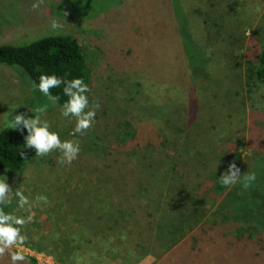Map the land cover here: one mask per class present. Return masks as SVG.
<instances>
[{"label": "rangeland", "instance_id": "1", "mask_svg": "<svg viewBox=\"0 0 264 264\" xmlns=\"http://www.w3.org/2000/svg\"><path fill=\"white\" fill-rule=\"evenodd\" d=\"M33 2L0 0V46L29 44L49 36L77 37L85 50L91 78L87 93L90 107L97 101L100 107L95 124L82 134L75 133V118L63 117L62 105L21 84L16 76L17 67L0 65V132L9 128L4 117L12 109L18 107L14 110L18 114L46 106L43 118L52 124L53 130L59 131L62 139H78L81 145V152L71 165L59 164L58 152L38 157L34 150L22 171L0 172L14 189L8 211L33 217L22 228L28 241L14 250L23 251L28 264H33L30 258L37 264H161L164 259L163 264L172 263L166 255L159 260L149 254L136 255L127 245L119 254L105 247L101 251L103 262L98 258L72 259L64 244L68 239L64 236V196H79L72 205L65 206L70 211L80 205L82 195L90 188L93 176L86 170L80 171L79 161L117 157L129 168L133 161L143 159L153 169L164 172L174 166L173 156L178 150L183 157H192L201 152L200 148L220 153L222 163L216 162L201 183L178 180L179 185L198 189L191 203L193 211H197L196 226L186 235L188 243L195 230L222 223L223 216L233 217L239 211V221H246L240 225L264 239L263 202L260 200L256 207L249 200L238 201L242 206L233 205L237 196L248 195L255 185L262 186L257 192L264 193V86L250 85L246 72L252 51L256 52L264 43V0H43L39 9L32 10ZM52 21L60 27L53 29ZM178 30L182 35L191 34L198 43L196 55L207 57H196V62L209 63L206 76L200 80H195L197 77L187 70L189 56L179 50ZM179 54L182 60L184 57L183 63L174 59ZM181 68L188 71L185 97L179 96L176 86L168 82L178 80L169 73L175 70L181 74ZM159 83L165 85L160 87ZM135 101L140 105H180V120L173 118L178 125H172V120L158 119L154 123L158 136L164 140V155L155 152L152 141L145 140L138 146L116 138L121 133L126 139V131L147 122L148 110L139 108L113 119V108ZM232 161L241 170V182L225 187L219 176ZM248 172L256 174V181L244 189ZM223 188L230 189V199ZM16 191H22L30 200L43 196L46 201L36 203L31 212L18 209ZM101 221L99 216L92 219L96 225H103ZM87 239L94 238L86 236L82 241V246L91 248L90 255L93 245ZM189 247L186 245L180 251ZM224 253L225 250L212 254L218 260L211 261L212 264H235L230 256L223 260ZM236 256L239 264L245 263L242 249ZM2 260L3 264H11L7 254ZM255 264H264V258H258Z\"/></svg>", "mask_w": 264, "mask_h": 264}, {"label": "trees", "instance_id": "2", "mask_svg": "<svg viewBox=\"0 0 264 264\" xmlns=\"http://www.w3.org/2000/svg\"><path fill=\"white\" fill-rule=\"evenodd\" d=\"M180 32L177 33L180 43L179 50L182 54L189 56L187 65L189 68L186 69L197 77L195 80H200L206 76L205 69L207 70L209 63L208 60L204 63L203 60L196 62V57L206 59L207 57L196 55L195 52L199 48L198 43L193 41L191 34L182 35ZM252 54L253 56H250L252 59L247 65V80L252 86H264V43L256 52L252 51ZM174 59H180L182 63L184 61V57L182 60L180 54L179 58L176 55ZM0 65L17 67L18 69H15L17 78L21 84L29 87L33 81L38 83L42 74H55L65 80L80 77L88 86L91 81L86 65L85 50L80 40L72 36H49L24 45H1ZM184 70L185 68L180 69L181 74L171 70L173 73L169 75L178 80H168L170 84L176 86L177 94L183 97L187 94L189 87L188 71L184 72ZM202 71H205V74ZM190 77H192L191 74ZM157 85L163 87L165 84ZM63 87L61 85L51 89L52 94L59 97L60 105L68 99L63 93ZM156 93H159L158 90ZM138 108L142 111L148 110L147 122L140 123L126 131V139L121 133H118L116 138L122 143L132 141L138 146L141 145L140 142L145 143V140L152 141L155 152L164 155L166 153L164 140L158 136L154 123H158V119L164 122L172 120V125H178L179 117L182 115L180 105H140L139 101H135L113 108L112 117L117 120ZM191 117L194 118L193 115ZM173 118H178V121ZM115 123L120 122L115 121ZM26 134V130L22 134L10 128H5L0 132V172H20L27 165L34 149L23 147ZM200 150L201 152L195 153L192 157H183L181 151L178 150L173 156L174 166L164 172L153 169L143 159L133 161L127 168L120 163L119 158L113 155L111 156L115 159L79 161L80 171H88L93 176V180L90 188L82 195L80 205L75 209L70 211L66 209V212L65 206L72 205L74 199L79 196L72 197L73 193H70L67 198L64 196V236H68L64 244L68 246L66 249H70L71 258L75 259L76 256L80 260L98 258L103 262L101 251L105 247L119 254L127 245L129 251L136 255L149 254L156 260L166 255V259L170 258L171 261L172 258L173 261L168 264H207L209 260L212 264L211 261L218 260L217 257L212 258L211 255L221 254L224 250L223 260L230 256V260L239 264L236 254L239 255L240 249L245 254L244 264H255L258 258L263 259L264 239L257 237L256 233L254 235L252 229H245L243 225H240L242 222L246 223V221H239L241 211L236 212L233 217L223 216L222 223L195 230L191 241L188 243L189 240H186L187 233L196 226L194 222L197 218V211L195 208L193 211L191 203L195 201L198 189L194 190L188 184L179 185L178 180L182 179L187 183H201L208 170L212 169L216 162L222 163L220 153L205 148H200ZM21 151L24 152L23 156L20 155ZM189 174H192L191 178ZM259 189H262V186L255 185V189L250 191L249 196H237L233 205L242 206L239 202L245 200H249L255 207L258 206L260 200L264 204V193L257 192ZM223 192L227 193V199H230V189L223 188ZM96 216L100 217L103 225L92 223V219ZM86 236L94 238V240L87 239L93 245L90 255L91 248L82 246V241ZM186 245L190 247L180 251ZM178 251L180 252L175 256ZM30 261L37 264L33 258H30ZM165 261L164 259L161 264L166 263Z\"/></svg>", "mask_w": 264, "mask_h": 264}, {"label": "clouds", "instance_id": "3", "mask_svg": "<svg viewBox=\"0 0 264 264\" xmlns=\"http://www.w3.org/2000/svg\"><path fill=\"white\" fill-rule=\"evenodd\" d=\"M43 0H34L31 7L32 10L40 8ZM51 27L57 29L60 25L56 21H52ZM63 85V93L68 99L62 105L61 115L65 118H75V133L82 134L91 128L96 122L97 109L100 104L97 101L94 106L90 107L87 93L89 87L84 80L76 77L71 80H65L55 74H42L39 82H32L33 91H39L48 100L53 103L58 102L59 97L52 94L51 89L58 88ZM12 109L4 122L10 129L20 131L22 134L26 130L24 136V148L34 149L35 156L44 157L52 152L60 153L58 163L61 165H71L81 152V145L78 139H62L59 131L53 130L52 124L43 118V114L47 111L46 106L14 114ZM33 113L34 115H29ZM23 156L24 152L21 151ZM219 163V161H218ZM217 163V165H218ZM216 165V170H217ZM241 170L235 161L228 164L227 170L220 176V182L225 187L234 186L241 182ZM256 181V174L248 172L244 176L243 188L248 189ZM13 188L8 183L6 175H0V264H3L2 258L7 254L11 264H28L23 251L14 250L17 246L23 247L28 241L27 234L22 232V228L33 219L32 215L19 216L13 212L6 211L12 205ZM18 209H25L31 212L36 203L44 200L46 197L37 196L35 200H30L22 191L15 192Z\"/></svg>", "mask_w": 264, "mask_h": 264}]
</instances>
